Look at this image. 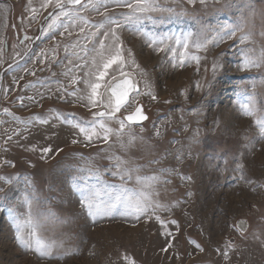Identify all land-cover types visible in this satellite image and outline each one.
I'll list each match as a JSON object with an SVG mask.
<instances>
[{
    "label": "rangeland",
    "instance_id": "1",
    "mask_svg": "<svg viewBox=\"0 0 264 264\" xmlns=\"http://www.w3.org/2000/svg\"><path fill=\"white\" fill-rule=\"evenodd\" d=\"M155 4L161 11L117 27L107 18L123 22L128 9L116 0L58 11L56 0H0V264H264V64L241 70L264 50V0ZM111 28L124 63L107 69L96 99L124 76L137 91L104 118L108 140L89 141L72 125L109 111L92 106L88 84L104 71L99 53L113 54ZM249 103L254 116L243 114ZM136 107L147 120L125 121L118 137L117 121ZM117 158L139 169L131 181ZM122 184L142 188L146 214L117 205L90 216L82 206V192L108 201ZM29 210L53 258L17 241L14 217Z\"/></svg>",
    "mask_w": 264,
    "mask_h": 264
},
{
    "label": "snow or ice",
    "instance_id": "2",
    "mask_svg": "<svg viewBox=\"0 0 264 264\" xmlns=\"http://www.w3.org/2000/svg\"><path fill=\"white\" fill-rule=\"evenodd\" d=\"M49 3H51V0H48ZM69 2L73 5H79L81 4V0H69ZM190 2H194V0H190ZM203 2V0H201ZM116 3L118 5L124 6L128 9V12L123 14V22L117 21L113 19L112 17H108V22L110 24H115L117 27L123 26V24H131L134 22H139L142 19L146 18V14L161 11L156 4L155 0H116ZM56 6L61 7L60 0H56ZM60 15H68V13L61 11ZM58 18V17H57ZM151 18V17H148ZM113 41H114V49H112V53L108 57H104L103 51L99 53L102 58V64L104 71H97L96 80L93 82H90L88 84L89 88L91 89V94L88 97L93 107L97 106V104H101L106 109H109V111L106 112H99L96 115L100 117V120H93L89 122L88 126L85 127L81 124H73V127L79 128L80 132L85 134L86 139L91 141L92 136H100L101 133L103 134V139L105 141L108 140L109 136L113 134V129L109 128L107 126V122L104 119L107 117V119H112L115 116V113L119 112L122 107L128 104L129 102V94L130 92L137 91L134 84H131V82L127 79L123 81V83H116L111 84L107 83L104 85L105 92H110V95L107 97V100H97L96 98L98 96H102L103 94L99 92V89L102 87V85L99 83V81L103 80L105 75L107 74V69L112 67V65H122L124 63L123 56H122V45L119 41V37L116 34L115 28L109 29ZM108 32L104 33L105 38L108 36ZM228 38H231V36L235 35V30L229 32ZM261 35H264V33H261ZM188 38H185V42L183 44V47L187 49ZM251 41V35L245 34L240 37V43H246ZM153 44H156L157 41L152 40ZM205 44H197V48H202L206 46ZM159 44H164V41H159ZM105 46L103 42H101V49H103ZM156 50L160 51L163 50L162 48H157ZM129 55L131 53L129 52ZM193 59L197 60L199 62V57H193ZM95 64V61L93 62ZM262 64H264V50L261 51V55L259 58H253V57H246L242 66L241 70H248L250 67H260ZM183 65V58H181V66ZM215 70V65H214ZM123 75V73H121ZM113 80L116 79L115 76L112 77ZM150 94V93H149ZM137 95L139 93L137 92ZM153 99H155V96H152ZM243 114L246 116H254L255 112L253 109V106L249 103L247 105L242 106ZM147 120V116L143 114V110L141 107H136L135 110L124 117L123 119H119L117 122L119 123L120 127L119 130L116 131V135L118 137L123 135L124 129L126 127L125 121H127L129 124L139 123L141 121ZM256 125L259 129L261 138H264V117L258 118L256 120ZM99 129L100 131H98ZM135 140V137L129 134V140L128 143L132 144ZM76 141H73L75 143ZM45 153L51 151L50 149H45ZM126 162L121 161L119 158H117V174L119 175L121 181H131L133 178V172H138L139 169L137 168H131V167H123V165ZM149 179H155L149 178ZM145 183L144 179H142L139 176H136V184L137 185H143ZM81 204L82 206L87 208L88 214L90 216H94L96 214H107L110 212L113 208H115L117 205H123L125 209L128 210L130 214H135L137 218H139V215L146 214L148 210V197L144 194L142 188L136 189V188H128L125 187L123 184L120 186L118 192L114 196H110L108 201L103 200L101 197V194L97 192L93 193H81ZM30 209V205H29ZM45 225L43 222H41L39 219L33 218L31 211L29 210L28 216L25 220L22 222L14 217V227L16 228V238L17 241L24 247H26L29 250L36 251L41 257L48 256L49 258H53L50 254V250L53 247V245L46 243L39 235V230L43 228ZM25 231L27 232V235L25 236ZM170 235V233H169ZM171 247V245H169ZM197 247H199L197 245ZM165 251L167 249H164ZM202 250V249H201ZM227 255V253H225Z\"/></svg>",
    "mask_w": 264,
    "mask_h": 264
},
{
    "label": "water",
    "instance_id": "3",
    "mask_svg": "<svg viewBox=\"0 0 264 264\" xmlns=\"http://www.w3.org/2000/svg\"><path fill=\"white\" fill-rule=\"evenodd\" d=\"M83 0H81V2H82ZM74 6H78V5H73V4H71L70 2H69V0H67V1H65V2H63L62 4H61V7H56L55 8V11H58V10H61V9H64V8H67V7H74ZM52 14V13H51ZM50 14V15H51ZM125 79H127V80H129L130 82H131V84H133V81H132V79L130 78V77H128V76H124V77H122V78H120V79H118V80H115V81H113L111 84H116V83H123V81L125 80ZM108 93V95H110V92H107ZM129 115V114H128ZM127 115H125V117H126ZM127 122V121H126Z\"/></svg>",
    "mask_w": 264,
    "mask_h": 264
},
{
    "label": "bare ground",
    "instance_id": "4",
    "mask_svg": "<svg viewBox=\"0 0 264 264\" xmlns=\"http://www.w3.org/2000/svg\"><path fill=\"white\" fill-rule=\"evenodd\" d=\"M260 163H261L260 166H261V167H264V160L261 161Z\"/></svg>",
    "mask_w": 264,
    "mask_h": 264
}]
</instances>
